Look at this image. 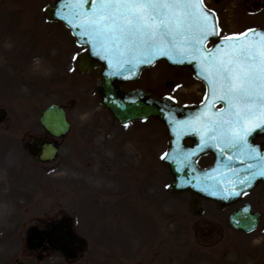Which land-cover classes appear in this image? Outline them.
Segmentation results:
<instances>
[{
  "label": "rangeland",
  "instance_id": "1",
  "mask_svg": "<svg viewBox=\"0 0 264 264\" xmlns=\"http://www.w3.org/2000/svg\"><path fill=\"white\" fill-rule=\"evenodd\" d=\"M49 3L50 0H9L8 6L0 0V13L6 15L0 20V57L3 61L0 108L6 109L9 115V119L0 125V264H250L254 257L255 264L263 261L264 254L256 253L254 246L260 243L259 232L242 235L228 227L224 219L215 218L218 213L227 211L219 212L205 204L204 214L193 216L189 212V196L168 197L166 187L171 176L158 160L167 141L160 124L149 121L143 127H134L150 141H135L134 157L139 163L133 166L139 169V175L131 172V165L126 168L129 178L120 174L125 152L119 153L116 150L119 144L115 147L111 142L123 138L125 133L122 131L125 130L100 106L94 95L99 82L97 72L85 77L78 75L75 61L80 49L70 32L62 25L45 20L43 8ZM244 6V0H224L217 8L224 33L264 24V10L250 22L244 21ZM5 10L13 11L3 12ZM16 14L24 21L15 34L19 33L25 40L31 37L27 43L33 46L32 52L38 50L37 42L43 46L36 51L39 55H32V60L29 56L25 61L14 52L7 56L1 54V50L14 51L13 42H5L11 41V32H14L11 28L19 22ZM12 18L18 21L9 25ZM185 77L184 71L160 63L145 71L137 83L127 84L125 88L143 87L157 96L168 93L181 102H190L196 96L200 99V94L185 92L184 88L180 90L182 85L179 83L184 82ZM169 80L174 82L171 88L166 87ZM15 94L34 97L35 102L19 111L11 101ZM51 104L67 108L72 129L69 136L59 140L58 159L42 165L29 155L21 141H32L34 137L45 135L39 120L42 111ZM112 138L115 139L108 141ZM134 146L133 141H126V147L122 149H128L126 154L130 156ZM138 147H142V152L137 150ZM146 153L148 158L144 156ZM96 170H111L116 173V178L124 177L134 182L130 190L132 195L120 199L130 204L134 216L128 213L121 216L113 208L115 205L107 206L104 211V198L90 201L86 196V202L82 200L84 194L94 193L92 191L97 187L96 183L89 184L80 172ZM25 177L30 181L24 190L34 191L26 202L17 197L15 182L12 185V179ZM155 177L159 181L153 184L154 194L151 187L142 193H134L141 182ZM149 195L152 197L143 202L142 197ZM62 214L74 218L78 231L89 243V250L72 263L54 254L39 263L26 248V231L39 221ZM122 234L131 242L122 239ZM126 246H129L128 250L124 249Z\"/></svg>",
  "mask_w": 264,
  "mask_h": 264
},
{
  "label": "snow or ice",
  "instance_id": "2",
  "mask_svg": "<svg viewBox=\"0 0 264 264\" xmlns=\"http://www.w3.org/2000/svg\"><path fill=\"white\" fill-rule=\"evenodd\" d=\"M68 7L70 23L117 68L151 64L158 56L178 57L181 63L195 61L209 86L210 107L216 101L225 106L207 119L202 114L179 127L184 130L198 125L221 150H236L260 161L252 176H264V155L248 141L254 127L264 131V35L253 33L258 39L252 40L247 34L225 37L222 47L209 49L206 44L216 35L217 27L214 18L210 22L212 14L202 0H75ZM252 168L248 164V169Z\"/></svg>",
  "mask_w": 264,
  "mask_h": 264
},
{
  "label": "water",
  "instance_id": "3",
  "mask_svg": "<svg viewBox=\"0 0 264 264\" xmlns=\"http://www.w3.org/2000/svg\"><path fill=\"white\" fill-rule=\"evenodd\" d=\"M68 4H71V0H56L54 5H50L45 9L46 16L48 20L53 21H62L69 28L72 29L74 35L77 36L79 43H87L90 47V50L83 53L81 56L82 62L80 66V71L86 68L84 64H93L100 63L103 67L101 72V76L103 78L102 84L97 87V94H99L102 103L110 108L113 112L114 116L122 123L127 121L143 119L148 117H154L160 120L165 124L168 128V133L170 137V151L166 155L165 159L168 160L169 167L171 169V173L174 175V181L170 190L172 192H185L186 190H190L195 195L194 200V212L197 213V203L200 198L212 199L213 201L220 204V206H225L237 200L238 195H234L233 189L236 187L238 182V178L234 176L235 182L227 181L228 178L224 177L223 179H218L214 181L216 178L210 180L206 178L201 180L202 171L199 170L196 166V163L190 159H181L180 165L176 163V159H173V155H175V145L177 141H184V138L189 137L191 133V128H187L181 130L179 127V119L185 120L184 118L192 115V109H181L177 107L172 101L164 99L163 101H154L150 95V93H146L143 90H135L130 93L123 92L121 88V84L125 81L136 80L140 74L141 68L147 66V64L138 63L133 67L131 64H123L117 68L115 63L109 64V62L103 58L102 55L98 54L97 50L93 48V46L87 42L88 38L82 35L80 32L82 31L78 27L71 26L70 23V15L71 10L68 7ZM67 17L66 21L65 17ZM78 33L80 35H78ZM160 56L154 58L155 61ZM173 60L178 61V57H174ZM194 63L185 65L193 66ZM149 66L152 65L148 64ZM6 117V112L0 110V122ZM61 118V120H60ZM44 125L50 126L49 129L52 130L51 133H57V135L63 134L68 131V126L65 123L63 118V114L60 109L52 108L49 109L43 119ZM61 121V124H60ZM186 121H189L188 119ZM172 125L175 126V130H172ZM55 127V128H54ZM54 128V130H53ZM195 136V135H194ZM193 137V136H192ZM42 154L39 156L41 161H46L54 158V155H50V153H54V149L52 146L41 144ZM32 153L37 154V150L33 147H30ZM176 158V156H175ZM176 160V161H175ZM229 168L233 169L236 172L237 166L235 160L229 162ZM176 165H178L176 167ZM181 168V170H176ZM221 176H224L225 172L220 169L218 172ZM250 182L246 185L249 186L252 183H255L256 176L253 177L252 173L249 175ZM215 182V183H214ZM214 183L215 185H213ZM244 185V186H245ZM214 194V195H212ZM240 215H246L250 220L247 222H240L238 216L231 218V224L237 228L242 229L244 231H252L258 221L254 220L249 212L240 213ZM29 236L27 238L28 246L32 248L33 246L40 245L45 235L40 232L36 227H32L28 231ZM83 244V242H82ZM66 252L67 250L64 249ZM70 254V255H69ZM67 254L68 256H73L71 253Z\"/></svg>",
  "mask_w": 264,
  "mask_h": 264
},
{
  "label": "bare ground",
  "instance_id": "4",
  "mask_svg": "<svg viewBox=\"0 0 264 264\" xmlns=\"http://www.w3.org/2000/svg\"><path fill=\"white\" fill-rule=\"evenodd\" d=\"M3 17V16H2ZM18 32V31H15ZM15 32H11L12 33V39L11 41H6L5 43H10L13 42L14 44V51H8V50H1V54L3 56H7L9 54V52H14L15 54L19 55L20 57H25L27 56V61H28V57L29 55H39V53H37L36 51L33 52L32 54H29L28 50H25V48L28 46L27 43V39L25 40V38H23L19 33L18 35L15 34ZM2 44V43H1ZM0 44V47H1ZM17 50V51H16ZM3 61L2 58L0 57V69L2 67ZM41 64V63H38ZM37 85V84H36ZM37 87H35L36 89ZM28 95H24V94H15L12 95V102L15 106H17L16 108L21 111L23 109H26L25 105H28V103H34V97L32 98H28ZM132 141L134 143V147L132 148V152H136V142L138 141L137 138H132ZM144 141V140H142ZM122 141H112L111 144L115 145V147H117L118 143L121 144ZM138 151L141 152L140 148L138 147L137 149ZM131 157H129V155H127L125 153V155L122 157V165L120 166V174L121 175H125L124 177L129 178V174H127V170L126 168L130 166L131 163ZM127 165V166H126ZM80 173L83 174V177L88 181V183H96V187L97 189L93 190L92 192L96 193V195L94 193L89 194L86 193L83 195L82 200L84 202H86V196H89L90 198H88L87 200H93V199H97L100 200L102 198H104L103 200V206L107 207V206H112L115 205L113 208L118 210L119 213L124 214V213H128V215H132L133 214V209L122 203L120 201L121 198H124L125 196H131L132 195V191L131 187L135 184H133L134 182H130L127 181L126 178L124 177H119L116 178L115 176L116 173L108 170V171H101V170H96V171H81ZM127 174V175H126ZM102 175L100 178H97V176ZM12 185L14 186V182H15V186H14V190L17 192V197L23 198V201H29L31 199V197L34 194L33 190H30L29 192L24 190L28 183H29V178L25 177V178H17V179H12ZM114 180V182L112 181ZM156 180H151L148 182H141L139 184H141L139 187L136 186V190L134 191V193H137L138 191H146L147 187H151L152 189L155 188V186L153 185V182H155ZM133 184V185H132ZM146 189V190H145ZM122 193H125L124 195H122ZM78 194V193H77ZM81 194V193H80ZM140 193H138L137 195H139ZM122 195V196H121ZM80 198V195L78 197V200ZM84 204V203H83ZM123 239H125L127 242L130 240L129 238H126L125 234H122ZM131 241H129L128 243H130Z\"/></svg>",
  "mask_w": 264,
  "mask_h": 264
},
{
  "label": "flooded vegetation",
  "instance_id": "5",
  "mask_svg": "<svg viewBox=\"0 0 264 264\" xmlns=\"http://www.w3.org/2000/svg\"><path fill=\"white\" fill-rule=\"evenodd\" d=\"M249 203H251L252 207L254 208L253 210L255 212H259L260 215L262 216V221L259 227L260 231L262 232V238L264 239V188L262 186H259L256 189V193L253 197L250 198ZM240 207V205L238 204L237 207H233V208H228L231 209V211L229 212L228 217L238 208Z\"/></svg>",
  "mask_w": 264,
  "mask_h": 264
}]
</instances>
